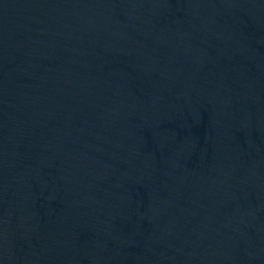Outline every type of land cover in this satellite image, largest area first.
Wrapping results in <instances>:
<instances>
[{
  "label": "water",
  "instance_id": "obj_1",
  "mask_svg": "<svg viewBox=\"0 0 264 264\" xmlns=\"http://www.w3.org/2000/svg\"><path fill=\"white\" fill-rule=\"evenodd\" d=\"M0 264H264V0H0Z\"/></svg>",
  "mask_w": 264,
  "mask_h": 264
}]
</instances>
